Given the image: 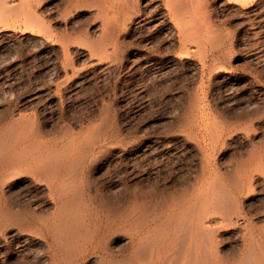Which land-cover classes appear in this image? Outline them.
Here are the masks:
<instances>
[{
    "label": "bare ground",
    "instance_id": "obj_1",
    "mask_svg": "<svg viewBox=\"0 0 264 264\" xmlns=\"http://www.w3.org/2000/svg\"><path fill=\"white\" fill-rule=\"evenodd\" d=\"M263 1L0 0V264H264Z\"/></svg>",
    "mask_w": 264,
    "mask_h": 264
},
{
    "label": "rangeland",
    "instance_id": "obj_2",
    "mask_svg": "<svg viewBox=\"0 0 264 264\" xmlns=\"http://www.w3.org/2000/svg\"><path fill=\"white\" fill-rule=\"evenodd\" d=\"M255 8V7H253ZM258 8V7H257ZM255 8V9H257ZM260 13L262 15H264V1L262 3V7L260 9ZM241 20H244V24H242L241 26H237L238 29H234L235 33H236V36H237V39L238 41H242L241 38H243L245 32L244 30L246 29L247 31V27L249 26V23H252V21L254 20H249V21H246V17L243 16V14H241L238 18V21L237 20H234V21H237V22H240ZM9 22H14V19L11 17L10 18V21ZM8 30L10 31H13V38H12V41H19L22 37L24 33L23 30H21L19 27H15L14 29V26L13 25H9L7 27ZM60 32V31H59ZM62 32V31H61ZM37 34H40V33H37ZM54 41L50 40V43H53ZM72 56L73 57H77L78 55L75 54L74 52H72ZM41 68V66H38L36 69H39ZM116 74V73H115ZM114 78H116V75H114ZM120 86L119 87H122L121 84H119ZM129 87V86H127ZM175 86H172L171 87V90L168 91V93H165V97L164 98H169L168 102H175L177 101V103H179V106H180V109L177 111L178 114H182V112H185V108L186 106L188 105V102H189V97L187 96V89H177L176 87L173 88ZM47 88L43 85L41 86L40 88H36V89H31L29 90V92H26L23 96H29L31 94H34V98L32 100V105L31 106H25V109L26 111L28 112H40V111H43L45 113H47L49 110H56L57 109V105H53L51 107H49V101L51 100V96L54 95V93H52L51 91H49L48 93V90H46ZM174 94V95H173ZM177 94V95H176ZM129 95V94H128ZM128 95L127 97L125 98L124 101H120L118 104V109L120 110H125L128 105H130V100L128 99ZM172 95L174 96V100H172ZM220 95V99L222 100L223 98H221V94H219L218 91H216V89H209L208 91V94H207V100L210 102V99L212 97H218ZM152 101H156V98L153 97L151 98ZM3 100V101H2ZM0 111L4 108V105H5V100L1 98L0 100ZM168 107L170 108L171 105L169 104ZM171 111V110H170ZM176 112V113H177ZM1 113V112H0Z\"/></svg>",
    "mask_w": 264,
    "mask_h": 264
}]
</instances>
